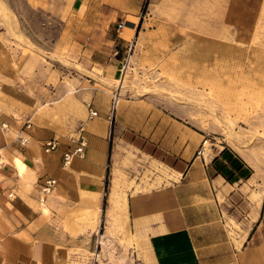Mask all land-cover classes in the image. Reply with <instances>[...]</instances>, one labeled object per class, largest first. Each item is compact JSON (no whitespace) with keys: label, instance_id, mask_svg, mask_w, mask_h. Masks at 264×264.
<instances>
[{"label":"rangeland","instance_id":"374dc122","mask_svg":"<svg viewBox=\"0 0 264 264\" xmlns=\"http://www.w3.org/2000/svg\"><path fill=\"white\" fill-rule=\"evenodd\" d=\"M103 1L0 0V118L40 117L75 142L103 118L107 237L69 264H154L148 221L128 202L165 185L213 236V264H264V0H130L124 11ZM118 144L130 155L116 156ZM225 146L253 167L250 178L214 184L200 167L165 163Z\"/></svg>","mask_w":264,"mask_h":264},{"label":"crops","instance_id":"0c3cea01","mask_svg":"<svg viewBox=\"0 0 264 264\" xmlns=\"http://www.w3.org/2000/svg\"><path fill=\"white\" fill-rule=\"evenodd\" d=\"M118 2V10L129 9L130 0ZM24 120L22 114L0 118V264H69L70 253L80 247L103 250L109 152V142L99 131L103 118L88 123L85 153L75 155L67 165L63 155L77 142L61 136L55 125L40 117L31 127ZM23 137L28 138L26 143L21 142ZM53 138L58 140V148L46 152L44 144ZM126 140L142 153H157V147L142 136ZM16 158L25 164L24 170L20 171ZM165 163L183 174L200 167L203 177L214 184H237L253 174V167L229 146ZM46 176L55 177L57 185L41 203L36 188ZM229 176L238 180L231 183ZM172 191L165 185L130 195L128 202L133 218L148 221L154 264H213V236L198 230L199 220L191 219Z\"/></svg>","mask_w":264,"mask_h":264},{"label":"built area","instance_id":"2783aa9c","mask_svg":"<svg viewBox=\"0 0 264 264\" xmlns=\"http://www.w3.org/2000/svg\"><path fill=\"white\" fill-rule=\"evenodd\" d=\"M95 115H97V111L91 109L90 110V118H93ZM31 125H32L31 121L27 120L26 126L31 127ZM27 141H28L27 137L21 138L22 143H26ZM58 145H59V143H58L57 139H55V138L50 139V140L45 142L44 150L46 152H51V151L57 149ZM86 145H87V141H86L85 136L80 135L78 138V141H77V145L72 150L64 153V155H63L64 165L69 164L75 155H83L85 153ZM199 154L204 155L205 150L203 149V150L199 151ZM56 185H57V179L55 177H52V176L44 177V180L38 184V186L36 188V193H37L38 199L41 203H44L47 200V198L51 195V193L55 189Z\"/></svg>","mask_w":264,"mask_h":264},{"label":"bare ground","instance_id":"6f19581e","mask_svg":"<svg viewBox=\"0 0 264 264\" xmlns=\"http://www.w3.org/2000/svg\"><path fill=\"white\" fill-rule=\"evenodd\" d=\"M184 21V20H183ZM179 22V21H178ZM172 23V22H171ZM185 36V35H184ZM119 92V91H118ZM121 93V92H120ZM118 101V95H116V101H115V106H117V102ZM115 152H116V156H119V155H123V154H129L130 155V153H129V151L128 150H126L121 144H118L115 148ZM127 156V155H126ZM15 162H16V164H17V166L19 167V169H20V171H22V170H24L25 169V164L19 159V158H16L15 159ZM153 164V163H152ZM174 171H176V170H174ZM177 172V171H176ZM168 173V172H167ZM171 173V172H170ZM177 173H179V172H177ZM165 180H166V182L167 183H172V182H175L176 180H177V177H175L174 175H170V174H168V175H166L165 176ZM113 194H114V192H113ZM259 202V201H258ZM120 203H121V206H122V208H124V209H127V199L126 198H124L122 201H120ZM260 203V202H259Z\"/></svg>","mask_w":264,"mask_h":264},{"label":"trees","instance_id":"16d2710c","mask_svg":"<svg viewBox=\"0 0 264 264\" xmlns=\"http://www.w3.org/2000/svg\"><path fill=\"white\" fill-rule=\"evenodd\" d=\"M223 153H224V151H223ZM169 162V161H168ZM178 168V167H177ZM222 174H224L222 171H220ZM228 178V180H229V182H231V183H234V182H236L237 180H238V178H233L232 176H229V177H227Z\"/></svg>","mask_w":264,"mask_h":264}]
</instances>
